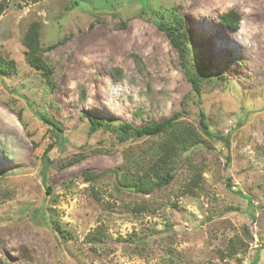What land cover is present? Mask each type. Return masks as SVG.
Returning a JSON list of instances; mask_svg holds the SVG:
<instances>
[{
    "label": "rangeland",
    "instance_id": "374dc122",
    "mask_svg": "<svg viewBox=\"0 0 264 264\" xmlns=\"http://www.w3.org/2000/svg\"><path fill=\"white\" fill-rule=\"evenodd\" d=\"M232 9L238 31L219 24ZM175 16L219 77L202 84L200 99L158 28ZM33 22L55 88L27 62L22 41ZM0 54L16 64L0 75V264H264V0H9ZM183 109L197 128L203 110L225 141L203 136L177 162L174 181L152 195L116 191L110 172L125 149L150 141L90 135L83 116L143 127ZM43 114L63 128V141ZM198 167L200 194L180 196ZM86 172L103 174L95 192ZM142 199L160 210L130 212ZM40 211L72 237L34 220ZM99 228L102 242L89 243Z\"/></svg>",
    "mask_w": 264,
    "mask_h": 264
},
{
    "label": "trees",
    "instance_id": "16d2710c",
    "mask_svg": "<svg viewBox=\"0 0 264 264\" xmlns=\"http://www.w3.org/2000/svg\"><path fill=\"white\" fill-rule=\"evenodd\" d=\"M24 4L37 3L41 0H15ZM75 4V3H74ZM9 6V0H0V16L5 12ZM241 15L236 10L232 9L226 13H223L219 17V24L225 29L231 31H238L241 26ZM158 28L165 33L171 46L178 53L180 57V63L185 70V75L191 83L192 90L198 99L202 96V84L204 82L218 81V75L212 71L208 62L203 57L200 50H196L188 30L184 25V20L179 16H175L172 21H161ZM41 23L33 22L26 34L24 35L22 44L25 48V55L29 65L34 68L41 78L45 81V84H51L52 88H55V84L52 83L53 66L43 57V48L41 46ZM52 47L47 48L51 50ZM134 59L139 62L140 59L134 56ZM16 64L14 61L6 60L0 54V75L2 73H15ZM216 78V79H215ZM85 98V93L82 95ZM185 109L175 114L173 117L164 120L162 122L148 124L143 127H135L131 123L111 121L103 118L93 117L89 114H85L83 117L90 124V135L103 130L111 131L114 133L116 140L120 144H126L130 142L146 141L150 143L142 146H128L125 149V160L122 166L112 170L115 179L114 189L121 193L122 191L134 192L138 195H152L154 191L168 186L175 179V170L177 162L187 152L196 149V147L205 143L204 137L214 138L221 142L225 141V138L219 134L210 130V124L208 118L203 110L199 112L198 124L199 128L195 125L182 120V116L185 113ZM21 113H19V117ZM41 121L49 126L50 132L53 138L58 141H63V128L51 121L46 115L40 116ZM54 146L49 145L46 150L45 158L43 161L44 174L46 178L47 166L50 163L49 154L53 151ZM200 168L198 167L193 171L189 180L184 183L183 189L180 191V196L194 194H200V184H202V178L200 174ZM103 178V174L86 172L83 175L85 182L92 186L93 191L97 190L100 182ZM46 180V179H45ZM47 191L50 193L52 189L47 186ZM131 211L135 215L139 214H155L160 210L161 203L152 202L145 199L141 201H134L131 203ZM34 220H41V222L47 226L52 232L66 234L68 237H72V234L67 231L60 222L53 223L47 217L44 211L35 212L32 216ZM105 236V231L101 228L95 230L87 236L89 243L102 242ZM133 236H131L132 240ZM240 243V244H239ZM245 244L239 240H235L234 248L238 251L245 248ZM92 249L96 248L92 246Z\"/></svg>",
    "mask_w": 264,
    "mask_h": 264
}]
</instances>
